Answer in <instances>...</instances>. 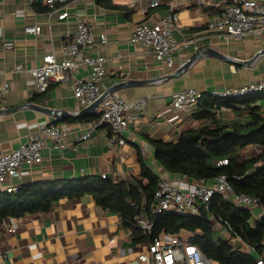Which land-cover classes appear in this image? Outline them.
<instances>
[{
    "label": "crops",
    "instance_id": "obj_1",
    "mask_svg": "<svg viewBox=\"0 0 264 264\" xmlns=\"http://www.w3.org/2000/svg\"><path fill=\"white\" fill-rule=\"evenodd\" d=\"M132 1L72 0L66 6L67 18L58 20L54 15L48 21L44 0H0V88L4 83L9 85L6 103L0 106V155L26 142L39 123L54 122L67 131L63 149H42L39 164L21 165L17 186L102 175L111 180H130L140 176L141 158L150 170L189 189L195 180L163 171L155 162L151 142L175 140L183 131L208 124L193 118L197 105L187 111L173 110L172 94L184 88L208 94L264 77V34L227 40L208 31V21L218 16L230 0H214L213 6L184 0L175 6L173 36L178 47L172 54L171 66L157 62L149 50L130 44L128 39L135 26L158 21L168 14L169 4L175 0H160L153 9L148 7L149 0ZM76 18L84 19L95 37L96 46L90 53L106 58L100 83L103 92H116L126 100L148 99L144 113L113 143L108 125L92 128L99 120L100 108L84 111L86 107L80 106L73 96L72 79L65 85L53 84L45 92L35 93L33 78L26 72L14 71L18 65L24 69L39 66L47 54L53 53L62 60L60 46L71 40ZM28 24L39 25L40 33L25 34L23 28ZM100 34L106 36L104 44L99 42ZM3 41H12L14 49L4 51ZM199 53L204 56L181 70ZM254 56L257 57L251 61ZM75 75L87 78L88 69L80 66ZM54 111L66 115H55ZM214 114L219 126L251 121L250 112L243 105L234 109L222 107ZM85 133L89 136L83 140ZM247 151H251L249 156H244ZM258 151V147H246L240 153L249 160ZM249 211L253 221L264 216L261 206ZM211 222L218 235L229 239L235 248L246 254L252 252L244 241V245L234 242L222 224L213 218ZM138 224L145 230L150 227L146 220L141 219ZM162 235L168 236H159ZM180 236L188 240L191 235L182 231ZM148 243L135 240L119 215L103 210L92 195L85 194L62 198L46 213L5 219L0 225V264H140L137 256L146 251Z\"/></svg>",
    "mask_w": 264,
    "mask_h": 264
},
{
    "label": "built area",
    "instance_id": "obj_2",
    "mask_svg": "<svg viewBox=\"0 0 264 264\" xmlns=\"http://www.w3.org/2000/svg\"><path fill=\"white\" fill-rule=\"evenodd\" d=\"M72 0H44L47 7L46 18L51 20L57 15L58 20L68 17L67 4ZM134 2V0L132 1ZM184 0H175L169 4V12L158 21L141 23L135 26L128 42L149 50L153 58L165 66L173 64L172 54L178 44L174 39L177 17L173 13L177 4ZM196 4L215 5L214 0H193ZM160 0H149L150 9L158 7ZM208 31L227 40H237L251 34H264V0H230L221 13L207 23ZM41 27L35 24L25 25V34H38ZM100 44L106 42L105 34L99 35ZM96 46V40L90 26L82 18H76L75 31L69 42L60 46L62 60L47 54L43 56L39 66L24 69L20 65L14 71L26 72L34 81L35 93L45 92L51 85H65L73 80V96L82 107H88L103 95L100 83L105 74L106 58L92 55L90 51ZM4 51H12L14 43L3 41ZM80 66L88 69L87 78H77L75 73ZM9 85L4 83L0 88V106L6 103ZM264 92V77L237 88L214 90L208 95L218 99H241ZM204 93L194 88H184L172 94L171 108L175 111L189 110L196 106ZM148 104L146 97L126 100L116 92L104 96L99 104L100 118L92 124V128L106 124L111 129L110 142L120 140L128 125L137 121ZM67 131L54 122L39 123L26 142L18 148L3 152L0 155V192L16 191V180L20 177L22 164H39L42 160V149L61 150L66 146ZM89 133L81 136L85 140ZM48 144L50 146L48 147ZM217 167L227 165V159L218 160ZM101 178H106L102 175ZM219 194L231 205L252 210L260 207L259 201L249 195L236 193L228 183L226 176L220 175L211 183L195 181L189 189L180 186L177 180L159 175L158 186L154 192L155 214L173 212L180 215L196 216L203 205ZM146 227V223L142 222ZM8 231L14 230L9 228ZM234 242L244 245L238 236L231 237ZM140 264H212V260L201 253L196 245L180 235H162L148 243L146 251L137 256ZM256 264H264V256Z\"/></svg>",
    "mask_w": 264,
    "mask_h": 264
},
{
    "label": "trees",
    "instance_id": "obj_3",
    "mask_svg": "<svg viewBox=\"0 0 264 264\" xmlns=\"http://www.w3.org/2000/svg\"><path fill=\"white\" fill-rule=\"evenodd\" d=\"M240 105L250 112V122L218 125L216 110ZM193 118L208 125L183 131L175 140L151 142L155 162L167 173L199 182L211 183L224 175L236 193L256 198L264 208V92L241 99H218L204 94ZM246 147H258L260 151L254 158L244 160L240 152ZM223 158L227 165L217 167L215 163ZM139 160L140 176L130 180L79 178L26 184L17 186L12 193L0 192V225L8 218L46 213L62 198L90 194L97 206L120 216L135 240L151 242L161 233L180 235L185 231L191 235L190 243L219 264H256L257 258L264 256V216L253 221L249 210L231 205L219 194L203 205L196 216L155 214L154 192L159 174ZM211 218L226 227L230 237H240L252 252L246 254L218 235ZM141 219L150 224L149 229L140 227Z\"/></svg>",
    "mask_w": 264,
    "mask_h": 264
},
{
    "label": "water",
    "instance_id": "obj_4",
    "mask_svg": "<svg viewBox=\"0 0 264 264\" xmlns=\"http://www.w3.org/2000/svg\"><path fill=\"white\" fill-rule=\"evenodd\" d=\"M205 53H206V52H204L203 54H205ZM215 55H216L217 57H219L218 55H220V54H215V52H214V56H215ZM200 56H204V55H202V53H199L196 57H194L193 59L187 61V62L181 67V70H184V69H186L187 67H189V65L192 64V62H193L197 57H200ZM256 57H257V56H254V58H253L251 61H253ZM219 58H220V57H219ZM173 76H174V75H173ZM173 76H168V77H173ZM115 90H117V88H115ZM115 90H114V91H115ZM111 92L113 93V91H111ZM105 95H106V93H103V95H102L100 98H98L95 102H93L91 105H89L88 107H86V108L84 109V111H91L92 109L98 107L99 104H100V102L102 101V99L104 98ZM6 111H11V110H6ZM48 111H49V110H48ZM52 111H53V110H52ZM53 113H55V115L59 114V113H56L55 111H54ZM59 115H66V114L61 112Z\"/></svg>",
    "mask_w": 264,
    "mask_h": 264
},
{
    "label": "rangeland",
    "instance_id": "obj_5",
    "mask_svg": "<svg viewBox=\"0 0 264 264\" xmlns=\"http://www.w3.org/2000/svg\"><path fill=\"white\" fill-rule=\"evenodd\" d=\"M250 152H251V151H247V154L244 153V154H245L244 156H247V155L249 156V153H250ZM254 154H255V153H254ZM184 236H185V235H184Z\"/></svg>",
    "mask_w": 264,
    "mask_h": 264
}]
</instances>
